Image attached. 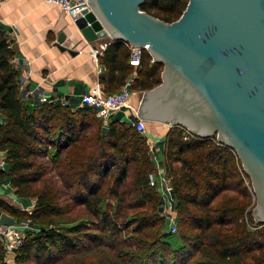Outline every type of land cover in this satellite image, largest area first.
Here are the masks:
<instances>
[{"label": "trees", "instance_id": "trees-1", "mask_svg": "<svg viewBox=\"0 0 264 264\" xmlns=\"http://www.w3.org/2000/svg\"><path fill=\"white\" fill-rule=\"evenodd\" d=\"M189 0H146L143 11L166 22ZM99 56L105 92H118L134 72V93L162 82L163 64L144 50L141 67L130 47L109 40ZM14 51L0 31V186L33 198L31 212L0 200L18 223L30 221L14 264H264V223L236 150L212 137L174 126L165 136L163 164L176 199L178 236L160 215L162 195L149 184L155 170L146 137L125 121L103 122L91 108L23 97ZM8 253L0 241V264Z\"/></svg>", "mask_w": 264, "mask_h": 264}, {"label": "water", "instance_id": "water-1", "mask_svg": "<svg viewBox=\"0 0 264 264\" xmlns=\"http://www.w3.org/2000/svg\"><path fill=\"white\" fill-rule=\"evenodd\" d=\"M145 1L89 0L73 20L82 39L69 44L61 32L54 44L72 56L83 40L146 47L163 64L162 82L142 93L138 116L234 148L256 195L253 217L264 223V0H189L173 22L143 11ZM16 224L0 213V226Z\"/></svg>", "mask_w": 264, "mask_h": 264}, {"label": "crops", "instance_id": "crops-1", "mask_svg": "<svg viewBox=\"0 0 264 264\" xmlns=\"http://www.w3.org/2000/svg\"><path fill=\"white\" fill-rule=\"evenodd\" d=\"M0 31L14 51L11 64L20 72V88L24 93L23 97L30 100L31 106L35 107L43 97H47L51 102L78 108L81 107V98L85 93L97 87L105 90L102 80L106 75V67L100 63L99 58L97 62L94 60L91 50L92 47L111 39L106 38L94 43L83 40L76 56L67 51H60L54 44L59 33L68 35L69 44L82 39L70 15L61 8L44 0H0ZM140 101L141 98L138 102L137 96L134 95L131 105L138 109ZM129 111L123 109L115 118L124 121ZM0 122H5L1 112ZM169 129L170 127L164 124L146 125V138L150 147L159 150L156 163L163 162L165 136ZM0 168L7 170L1 153ZM0 200L29 212L35 205L33 198L18 197L9 183L0 186Z\"/></svg>", "mask_w": 264, "mask_h": 264}, {"label": "built area", "instance_id": "built-area-1", "mask_svg": "<svg viewBox=\"0 0 264 264\" xmlns=\"http://www.w3.org/2000/svg\"><path fill=\"white\" fill-rule=\"evenodd\" d=\"M47 3L53 4L62 11L66 12L72 20H74L78 14L82 13L85 9L89 8V0H44ZM108 42H102L96 47H92L91 54L94 60L97 62L99 56H101L106 48ZM131 50L130 64L138 69L141 67L142 57L146 47H132L128 44ZM136 73L128 77L121 87V89L113 94L106 93L104 89L97 87L96 89L85 93L81 98V107L91 108L96 112L97 117L101 119L104 125H108L110 121L116 119L115 115L123 109L130 110L124 121L128 125L133 126L147 137L146 130L147 122L138 116V109L131 105V99L134 96L132 91V85L136 78ZM41 102H51L47 97H43ZM188 135H194V133L187 130ZM196 135V134H195ZM147 139V138H146ZM159 150L152 149L150 147V153L155 165V170L148 176L149 184L152 187H157L162 195L163 205L162 213L166 218V225L169 228V232H177V214H176V199L174 196L171 179L166 175L164 164L156 163V154ZM31 212V211H30ZM39 231V228L32 224L30 221L18 223L14 226H0V241L4 244L8 255L15 257L19 248L24 243L27 232Z\"/></svg>", "mask_w": 264, "mask_h": 264}, {"label": "rangeland", "instance_id": "rangeland-1", "mask_svg": "<svg viewBox=\"0 0 264 264\" xmlns=\"http://www.w3.org/2000/svg\"><path fill=\"white\" fill-rule=\"evenodd\" d=\"M134 95L137 96V98H138V102H139V100H140V98H141V96H142V93H134ZM163 138H164V137H163ZM253 197H254V199H256V195L253 196ZM160 215L163 216L164 214L161 212ZM164 217H165V216H164ZM166 230L169 232V228H168L167 225H166ZM178 233H179V230H178V229H177V232L172 233L173 240H176V238H177V236H178ZM14 258H15V257H12V256L8 255V257H7V263H8V264H14Z\"/></svg>", "mask_w": 264, "mask_h": 264}]
</instances>
